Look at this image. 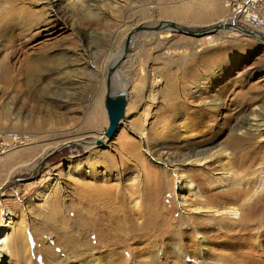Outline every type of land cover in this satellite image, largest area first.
Instances as JSON below:
<instances>
[{
  "label": "rangeland",
  "instance_id": "1",
  "mask_svg": "<svg viewBox=\"0 0 264 264\" xmlns=\"http://www.w3.org/2000/svg\"><path fill=\"white\" fill-rule=\"evenodd\" d=\"M244 1L55 0L56 10L50 8L51 0L8 1L7 18L0 22V222L9 223V212L12 222L8 228L0 225V238L5 233L12 237L11 264H79L85 258L89 264H264V137L236 131L253 107L264 112V41L227 33L232 25L217 26L235 19L242 28L258 32L242 16L235 18ZM252 11L264 17V0H257ZM166 21L211 31L183 34L161 27ZM147 23L159 28L134 32L126 50L130 32ZM122 50L117 69L129 85L123 121L126 140L135 144L132 149L119 138L122 125L112 139L103 138L109 125L104 106L108 71L102 76L107 62ZM152 93L156 99L150 103ZM98 101L101 117L93 124L90 117ZM26 132L36 136L34 142H24ZM67 133L85 135L86 141L43 153ZM15 134L22 141L15 142ZM93 140L95 149L89 151L85 142ZM207 147L228 152L220 159L241 174L242 194L253 199L241 221L227 218L219 230L203 226L209 251L201 256L195 250L197 233L190 236L194 229L183 218L172 188L173 166L160 159ZM257 169L263 173L253 174ZM205 175L211 177L208 170ZM47 181L77 205L87 194L84 183L125 187L130 207L136 197L132 194L143 203L149 199L144 197L146 186L159 184L161 198L153 205L158 226L169 224L189 255L176 258L168 234L155 228L135 240L123 234L115 243L101 241L99 233L90 239L87 233L86 242V225L76 221L75 209L44 211L42 199L36 200ZM210 188L215 194H236V188L219 191L215 183ZM113 200L121 199L109 197L107 203Z\"/></svg>",
  "mask_w": 264,
  "mask_h": 264
},
{
  "label": "bare ground",
  "instance_id": "2",
  "mask_svg": "<svg viewBox=\"0 0 264 264\" xmlns=\"http://www.w3.org/2000/svg\"><path fill=\"white\" fill-rule=\"evenodd\" d=\"M8 1L9 0H0V22L1 23L5 20V18H7L6 5L10 6V2ZM54 1L55 0H51V2L53 3L50 4V8H52L53 10H56L55 9L56 5ZM179 3H181V1ZM247 4L249 3L246 2V5ZM243 11L244 10H242V13L237 11L238 13L235 14L236 15L235 18L239 19L240 16L244 17L243 19L245 22L248 21V23H251L253 25V28H255L261 35L264 36V34L261 33V32L264 33V28L262 27L263 23L261 21H257L256 19H254L252 15H245ZM234 22H235V19L230 20V24L232 26L227 29V33L232 32L234 34H239V33L241 34L242 29L244 28H242L240 25L235 24ZM225 24L226 22L217 24V26L224 27ZM145 25L150 26V24L148 23ZM217 26L214 25V27H217ZM161 27H164V26L162 25ZM215 29H212V30H215ZM210 31L211 30L208 29V32ZM162 33L164 32L162 31ZM256 37L261 38L259 35H257ZM133 38H134V35H133ZM124 54H125V50H122L120 51V53H118L116 57H114L109 62H107L106 72L105 71L103 72V76H102L103 78L106 77L107 71L109 72V69L119 64ZM65 68L66 67L64 66V69ZM94 75H95V72H94ZM118 86L126 87L128 86V84L125 83V78L120 73V71L117 69L115 72V75L112 77V86H111L112 91ZM102 89H103V86H102ZM71 94H72L71 92L67 93L66 96H71ZM155 97L156 96L153 93L151 95H148L149 102L151 103L154 99H156ZM259 108L253 107L254 110L251 111L252 114L251 115L248 114L249 116L246 117V120L236 126V131H238L240 134H243V135H259V136L264 137V112H258ZM126 116H128V113ZM100 117H101V109H100V102L98 101V108H96L95 111L91 114L90 122L93 124L94 123L96 124L100 120ZM122 121L120 123V127L122 125V130H121L119 138L124 142V146L126 148L132 149L135 146V144L134 142H130L126 140L127 138L126 129L128 125H127L126 120L123 122ZM142 133L143 132H141V135ZM23 135H24V140H25L24 142H27V143H32L36 139V136L29 134L28 132L24 133ZM11 137L15 139L21 138L19 137V134H15L14 136H11ZM86 137L87 136L85 135L67 133V135L65 134L64 136H62V139L59 140L58 142L51 143L50 146H48L43 151V153L46 154L48 148L55 149V148H59L61 145H67L69 143L82 141V140L84 141ZM103 138H105L104 141H106L107 136L104 134ZM85 143H86L85 147L89 151H92L95 149V140L90 141V142L88 141ZM227 153L223 149L214 151L210 147H207L205 149L204 148L203 149L194 148V149H189L185 152H181L177 156H169L167 159H160V161L162 162L164 166H167L168 164H172L171 166H173L172 172H173V177H174L173 180H175V183H173L174 186L172 188H175L176 198L179 202L181 214L183 215V218L187 220V223H189V227L191 225L192 227L191 230L194 229L193 233L192 232L190 233V236H194L195 233H197V235H195L196 238L194 239L196 240L195 244L197 247L195 250H197V252H199L201 256L206 255L205 253L209 251V245H208L209 238L207 239V234L206 232H204L203 226L206 224H211V225H214L213 227L215 230H219L220 227L225 226L224 223H226L227 220H229L230 218L234 219L233 220L234 222L241 221L242 214L245 212V210H250V207L252 204L253 196H247V194H242L245 189L243 188L241 174L240 173L238 174L235 171L234 172L231 171L229 169V163L227 162V160L220 159L221 157L227 156L226 155ZM102 156L107 159H110V156H107V153L105 151H103ZM207 170L210 172L211 177L205 179V176H206L205 171ZM146 171H147V168H146ZM256 173L262 174L263 171H260V170L258 171L257 169L253 172V174H256ZM149 174H151L150 169H149ZM138 177L139 176H136L135 178L137 179ZM115 179L119 180L118 177H115ZM49 181H47L48 183L47 185L44 186L43 191H40L37 193L36 200L42 199L40 206L43 208L44 211L55 210L57 213H59L61 211H64L65 209H66L65 211H68L67 210L68 207L75 209L74 211L78 216L76 221H83V223L85 222L84 224L86 225V231L83 235L84 240L87 239V236H88L87 233H89L90 239H93V237L94 239L95 238L97 239V235H98L97 233L101 234V238H102L101 241H104L106 243H107V240L111 241L112 243H115L116 240L123 237V234H127L128 236L129 235L128 233H130L129 237L135 240L142 233H146L147 230L155 228L156 230L163 231L164 233L168 234L166 236L167 239L170 238L172 240L169 247L171 248V251L173 252L176 258H180V257L184 258V257H187V255H189L188 252L186 251L185 246L182 244V238L178 236L176 231H173V230H172L173 232L171 231L169 224L168 225L162 224L158 226V210L155 211L154 210L155 207L153 208V205L154 203L156 204V202H158L161 198L160 194L156 192V190L160 186L159 184H157L155 188L154 186L153 187L149 185L146 186L144 191L147 194H144L145 195L144 197H146L147 195L148 196L147 198L149 199L146 201L144 199L143 203H141V201L138 199L140 195L132 194V197L133 196H136V197H133L134 207H130L127 202L128 199H126L127 194H129V192L125 190V187L116 186L113 189H111L112 185L108 186V185L101 184V183L92 185V184L84 183V187L86 189L87 194L81 197L80 199L81 201H79V205H77L72 199V197L69 196V194H64V196L62 197V195L59 194L60 191H58L56 186L52 184L53 181L52 182H49ZM161 181H159L158 183H162ZM213 183L218 185L219 191H223V190L226 191V189L230 187L236 188L235 189L236 194H232L234 196H231L230 194H227L225 192H221V194H217L218 193L217 192L215 194V192H212V189L210 188V184H213ZM135 190L137 191V188H135ZM94 192L96 193L94 194ZM130 195L131 194H129V196ZM109 197L110 198L115 197L116 200L117 199L118 200L121 199V200L119 202L113 200L112 201L113 204H108L107 199ZM66 201H68L70 204L68 203V205H66L65 203ZM220 203L224 205L220 207L219 206ZM75 205L77 206L75 207ZM83 212H84V216H82ZM10 214L11 213L9 212L8 217H7V219H9V223L1 221L0 222V225H2L1 227L8 228L10 226L12 222V217L10 216ZM137 218H139L141 221L138 222L137 220L139 219ZM233 221L232 222L229 221L228 223L229 224L234 223ZM242 229L245 231L251 230L249 228H244V227ZM93 231H95L96 233ZM17 238L21 240L25 238V236L24 235L17 236ZM11 239L12 237L10 236L9 233H5L4 236L0 238V262L1 264H6V263L11 264L12 263L9 258L10 257L9 256L10 255L9 242L11 241ZM26 239H27V236H26ZM167 241L169 242V240ZM89 244L87 245L90 247L91 245ZM44 252L48 255L49 254L52 255V250L49 251L48 248L44 249ZM89 262L90 260L85 258L81 260L79 264L80 263L89 264ZM253 263H255V261Z\"/></svg>",
  "mask_w": 264,
  "mask_h": 264
},
{
  "label": "water",
  "instance_id": "3",
  "mask_svg": "<svg viewBox=\"0 0 264 264\" xmlns=\"http://www.w3.org/2000/svg\"><path fill=\"white\" fill-rule=\"evenodd\" d=\"M231 25L230 23H226L225 26ZM158 29L159 26L154 27V26H147V25H138L134 28L132 32H130V35L128 36L126 40V50L129 49V43L130 39L132 38V34L134 32H138L140 30H153V29ZM164 28H170L173 29V31H178L183 34H188V35H206L208 33V29L205 28H188L185 26H182L174 21H166ZM242 32L246 34H250L252 36H257L259 35L263 41H264V36L261 35L259 32H255L252 30H249L247 28L242 29ZM120 63V62H119ZM119 64L116 66L112 67L109 69L108 75H107V93L104 97V106L107 110L108 114V119H109V125L105 131V135L107 138L112 139L116 133L118 132V129L120 127L121 121L125 118L126 116V108L128 104V96H129V85L126 87L123 86H118L112 91V77L115 75L116 69ZM103 143L102 139L98 140V144L101 145Z\"/></svg>",
  "mask_w": 264,
  "mask_h": 264
},
{
  "label": "built area",
  "instance_id": "4",
  "mask_svg": "<svg viewBox=\"0 0 264 264\" xmlns=\"http://www.w3.org/2000/svg\"><path fill=\"white\" fill-rule=\"evenodd\" d=\"M233 1H236V0H233ZM257 0H245L244 2H243V4H239L238 5V7L235 9V12L236 11H239L240 13H242V10H244L243 12H244V14L245 15H252L253 17H254V19H256L257 21H261L262 23H263V28H264V17H261V16H259L255 11H252L253 10V8H254V4H255V2H256ZM246 2L247 3H249V4H247L246 5ZM246 5V6H245ZM243 6H245V7H243ZM244 18V17H243ZM243 18H241V20H243ZM244 21V20H243ZM248 22V21H247ZM252 26V28H253V25L251 24V23H249V26ZM253 29H255V28H253ZM256 30V29H255ZM13 139V138H12ZM15 142H17V141H22L21 140V138H14L13 139Z\"/></svg>",
  "mask_w": 264,
  "mask_h": 264
}]
</instances>
